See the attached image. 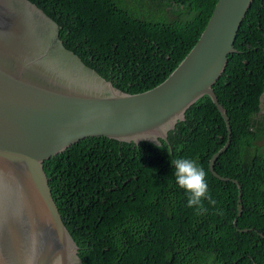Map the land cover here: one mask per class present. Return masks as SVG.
I'll use <instances>...</instances> for the list:
<instances>
[{
    "label": "trees",
    "instance_id": "obj_1",
    "mask_svg": "<svg viewBox=\"0 0 264 264\" xmlns=\"http://www.w3.org/2000/svg\"><path fill=\"white\" fill-rule=\"evenodd\" d=\"M58 26L66 51L134 95L163 84L204 31L217 0H29ZM236 55L214 86L232 127L205 96L163 147L88 139L45 163L65 230L81 264H264V0L239 29ZM189 157L216 201L187 206L172 160ZM248 230L247 232H239ZM206 257V258H205Z\"/></svg>",
    "mask_w": 264,
    "mask_h": 264
},
{
    "label": "water",
    "instance_id": "obj_2",
    "mask_svg": "<svg viewBox=\"0 0 264 264\" xmlns=\"http://www.w3.org/2000/svg\"><path fill=\"white\" fill-rule=\"evenodd\" d=\"M254 1L217 0L198 41L170 77L128 95L66 51L57 24L35 4L0 0V264H81L54 202L45 163L88 139L163 147L205 96L229 132L210 171L235 183L241 214L240 182L215 170L230 147L232 127L214 86L238 53L239 29Z\"/></svg>",
    "mask_w": 264,
    "mask_h": 264
},
{
    "label": "clouds",
    "instance_id": "obj_3",
    "mask_svg": "<svg viewBox=\"0 0 264 264\" xmlns=\"http://www.w3.org/2000/svg\"><path fill=\"white\" fill-rule=\"evenodd\" d=\"M171 164L177 186L188 194L187 206L197 214L206 213L208 209L205 207V201L211 206L216 204L209 191L206 171L198 165L196 160L189 157L177 158L172 160ZM239 216L236 217L237 220Z\"/></svg>",
    "mask_w": 264,
    "mask_h": 264
},
{
    "label": "rangeland",
    "instance_id": "obj_4",
    "mask_svg": "<svg viewBox=\"0 0 264 264\" xmlns=\"http://www.w3.org/2000/svg\"><path fill=\"white\" fill-rule=\"evenodd\" d=\"M256 119L264 122V115H261V116L257 117ZM262 147L264 148V145H262ZM206 264H214L213 257H207V263Z\"/></svg>",
    "mask_w": 264,
    "mask_h": 264
},
{
    "label": "bare ground",
    "instance_id": "obj_5",
    "mask_svg": "<svg viewBox=\"0 0 264 264\" xmlns=\"http://www.w3.org/2000/svg\"><path fill=\"white\" fill-rule=\"evenodd\" d=\"M29 15L32 16V17H37V16L34 14V12H32L31 10H29ZM56 56L59 58L58 55H56Z\"/></svg>",
    "mask_w": 264,
    "mask_h": 264
}]
</instances>
